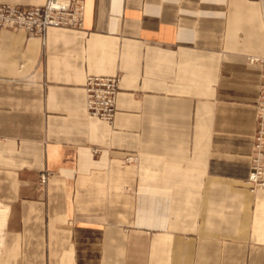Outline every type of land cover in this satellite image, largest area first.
I'll return each instance as SVG.
<instances>
[{"label": "crops", "instance_id": "0c3cea01", "mask_svg": "<svg viewBox=\"0 0 264 264\" xmlns=\"http://www.w3.org/2000/svg\"><path fill=\"white\" fill-rule=\"evenodd\" d=\"M81 2L80 28L0 31V264H264V0ZM87 76L119 78L111 124Z\"/></svg>", "mask_w": 264, "mask_h": 264}, {"label": "built area", "instance_id": "2783aa9c", "mask_svg": "<svg viewBox=\"0 0 264 264\" xmlns=\"http://www.w3.org/2000/svg\"><path fill=\"white\" fill-rule=\"evenodd\" d=\"M81 0H46L43 5L21 7L0 3V31L16 29L28 35H42L49 28L82 26ZM261 67L256 99L257 126L254 135V151L248 184L252 189L264 186V55L250 59ZM85 106L89 117L111 124L116 112L119 91L117 76H87L84 82ZM133 161V158H128ZM47 175L41 177L44 183Z\"/></svg>", "mask_w": 264, "mask_h": 264}, {"label": "rangeland", "instance_id": "374dc122", "mask_svg": "<svg viewBox=\"0 0 264 264\" xmlns=\"http://www.w3.org/2000/svg\"><path fill=\"white\" fill-rule=\"evenodd\" d=\"M46 2V1H45ZM43 5V4H42Z\"/></svg>", "mask_w": 264, "mask_h": 264}]
</instances>
